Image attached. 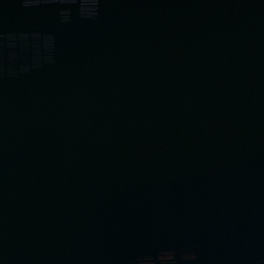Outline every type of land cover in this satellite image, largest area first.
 <instances>
[{
	"label": "water",
	"instance_id": "95a60500",
	"mask_svg": "<svg viewBox=\"0 0 264 264\" xmlns=\"http://www.w3.org/2000/svg\"><path fill=\"white\" fill-rule=\"evenodd\" d=\"M0 264H264V0H0Z\"/></svg>",
	"mask_w": 264,
	"mask_h": 264
}]
</instances>
